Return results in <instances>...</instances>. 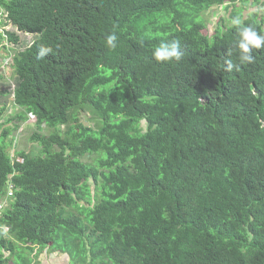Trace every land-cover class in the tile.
<instances>
[{
    "label": "trees",
    "instance_id": "obj_1",
    "mask_svg": "<svg viewBox=\"0 0 264 264\" xmlns=\"http://www.w3.org/2000/svg\"><path fill=\"white\" fill-rule=\"evenodd\" d=\"M241 1L0 0L5 21L38 36L6 65L17 109L0 121V264L47 251L70 264H264V47L240 64L233 24L264 34V15ZM228 4L207 35L201 15ZM173 40L182 58L157 62ZM18 42L0 30V46ZM40 46L53 53L37 60ZM30 120L39 154L17 149Z\"/></svg>",
    "mask_w": 264,
    "mask_h": 264
},
{
    "label": "rangeland",
    "instance_id": "obj_2",
    "mask_svg": "<svg viewBox=\"0 0 264 264\" xmlns=\"http://www.w3.org/2000/svg\"><path fill=\"white\" fill-rule=\"evenodd\" d=\"M256 0H242L241 2L237 3V8L241 9L245 15L249 16L254 11H260L261 16L264 15V6L256 5ZM235 7H231L228 5L218 6L214 8H210L208 11L204 12L201 17L205 20L207 28L205 30L206 34L211 36L214 34L217 26L221 23H227L228 20L230 21L231 11H233ZM4 22L6 23L4 25ZM0 30L7 31L9 33H14L18 36V39H20V42H18L17 45L12 44H4L0 46V71H3L1 74L3 78H0V110L5 104V111L0 114V117L4 120V118H7L9 115L16 112V107L12 105L11 101V91L14 88V78L11 76V70L5 66L4 69H2L1 65L2 63L5 64V56L7 55V52L9 51L11 57L13 58L14 55L18 52L24 51L27 48L31 47L32 44L37 40L38 36L34 35H27L25 33L17 32L15 26L8 23L4 19V15H0ZM4 46V49H3ZM9 49V50H7ZM7 57V56H6ZM83 120H88L87 117L91 118L87 113L84 114ZM90 123H92V120H89ZM22 131V135L20 136V143H18L17 149L25 150V151H31L35 154H39L41 151V148L38 144L33 143L31 140L35 131H36V124L30 120V122L22 123V126H20V129ZM49 130L46 129L45 133H48ZM85 162H91V160H87L86 158H83ZM92 189L94 191V186H92ZM6 204V199L2 200ZM37 264H70V258L69 256L61 253H51L46 252L40 255L39 260L36 262Z\"/></svg>",
    "mask_w": 264,
    "mask_h": 264
},
{
    "label": "clouds",
    "instance_id": "obj_3",
    "mask_svg": "<svg viewBox=\"0 0 264 264\" xmlns=\"http://www.w3.org/2000/svg\"><path fill=\"white\" fill-rule=\"evenodd\" d=\"M233 24L237 26L239 34V41L237 47L239 52L240 64H249L254 62V56L252 55L253 49H260L264 47V34H259L251 26H239V21H233ZM117 35L115 32L108 34L105 37V46L109 50H115L117 47ZM53 53L51 47L40 46L36 53L37 60H43L45 56ZM183 56L180 50V42L173 40L171 42L161 41L158 46L152 50V57L157 62H172L179 61Z\"/></svg>",
    "mask_w": 264,
    "mask_h": 264
},
{
    "label": "built area",
    "instance_id": "obj_4",
    "mask_svg": "<svg viewBox=\"0 0 264 264\" xmlns=\"http://www.w3.org/2000/svg\"><path fill=\"white\" fill-rule=\"evenodd\" d=\"M10 58H12V57L11 56L9 57L8 55H7V57H5L6 63L5 64L2 63V65H1L2 68L5 67L10 62ZM18 134H20V133H18ZM4 205H5V202L4 201H0V216H1V211H2V209L4 207Z\"/></svg>",
    "mask_w": 264,
    "mask_h": 264
},
{
    "label": "crops",
    "instance_id": "obj_5",
    "mask_svg": "<svg viewBox=\"0 0 264 264\" xmlns=\"http://www.w3.org/2000/svg\"><path fill=\"white\" fill-rule=\"evenodd\" d=\"M3 118L2 117H0V121L2 120Z\"/></svg>",
    "mask_w": 264,
    "mask_h": 264
}]
</instances>
